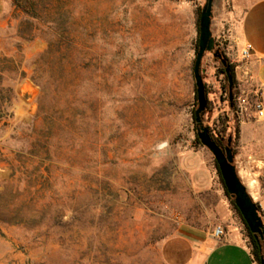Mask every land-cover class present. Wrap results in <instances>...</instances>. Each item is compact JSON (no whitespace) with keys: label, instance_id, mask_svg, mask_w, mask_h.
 I'll use <instances>...</instances> for the list:
<instances>
[{"label":"rangeland","instance_id":"1","mask_svg":"<svg viewBox=\"0 0 264 264\" xmlns=\"http://www.w3.org/2000/svg\"><path fill=\"white\" fill-rule=\"evenodd\" d=\"M206 1L8 0L0 264H162L163 243L179 234L237 240L253 253L216 160L197 140ZM242 12L237 0H214L202 121L215 140L232 138L239 177L259 193L264 119L252 105L262 97L241 78L249 59L233 34ZM217 52L234 69L231 88Z\"/></svg>","mask_w":264,"mask_h":264},{"label":"crops","instance_id":"2","mask_svg":"<svg viewBox=\"0 0 264 264\" xmlns=\"http://www.w3.org/2000/svg\"><path fill=\"white\" fill-rule=\"evenodd\" d=\"M243 12L234 28V43L238 52L250 46V58L242 69L241 78L255 89L264 100V0H237ZM8 0H0V22ZM253 201L260 202L264 214V187L252 193ZM162 264H258L250 248L237 240L216 242L211 235L179 234L166 240L161 248Z\"/></svg>","mask_w":264,"mask_h":264},{"label":"water","instance_id":"3","mask_svg":"<svg viewBox=\"0 0 264 264\" xmlns=\"http://www.w3.org/2000/svg\"><path fill=\"white\" fill-rule=\"evenodd\" d=\"M213 3L214 0H207L201 12L199 24V50L194 65V76L198 100V109L195 112L197 136L201 144L213 154L218 164L225 187L227 188L228 193L233 197L235 204L249 230L256 237L260 236L261 240L264 242V221L260 215L257 204L252 200L247 187L243 184L234 165V154L233 148L231 147L232 138L228 140V146L225 152H223L212 140L209 129L204 126L202 121V117L207 106L206 88L201 71L202 61L207 52H213L215 49V39L211 30ZM214 57L219 58L225 67V72L231 88L232 77L230 75V69L227 67V62L223 59L219 52L214 54ZM261 264H264V260H262Z\"/></svg>","mask_w":264,"mask_h":264},{"label":"trees","instance_id":"4","mask_svg":"<svg viewBox=\"0 0 264 264\" xmlns=\"http://www.w3.org/2000/svg\"><path fill=\"white\" fill-rule=\"evenodd\" d=\"M198 50H199V49H198ZM198 50H197V52H198ZM227 67L230 69V75H231V77H232V81L234 82V81H235L234 69H233V67L229 66L228 64H227ZM225 74H226V72H225ZM226 76H227V74H226ZM227 78H228V77H227ZM206 96H207V94H206ZM194 120H195V123H196L195 115H194ZM209 133H210V132H209ZM210 136H211V134H210ZM211 138H212V140L216 143V145H217L221 150H222V149H225V148L228 146V142H227V145H225L221 139H220V140H219V139H218V140H215L212 136H211ZM197 140L200 142L198 136H197ZM234 156H235V154H234ZM216 168H217V170H218V173H219L220 178H221V180H222V183H223V185H224V189H225V192H226L227 196L230 198V200L232 201V203L234 204V206L236 207V209L239 211V209L237 208V206H236V204H235V201H234L233 197L228 193L227 188L225 187V184H224V182H223V179H222V176H221V173H220V170H219V167H218L217 162H216ZM257 206H258V209H259V211H260V207H259V205H257ZM239 213H240V211H239ZM240 215H241V213H240ZM241 216H242V215H241ZM242 218H243V217H242ZM243 220H244V219H243ZM244 222H245V220H244ZM245 224H246V222H245ZM246 226H247V224H246ZM247 229H248V231H249V236H250V239H251V241H252V244H253V246H254V251H253L254 258H255V260H256V262H257L258 264H261V262H262V260H263V257H264V242H263V241H259V240H257L256 237H255V235L252 234L251 231L249 230L248 226H247Z\"/></svg>","mask_w":264,"mask_h":264},{"label":"built area","instance_id":"5","mask_svg":"<svg viewBox=\"0 0 264 264\" xmlns=\"http://www.w3.org/2000/svg\"><path fill=\"white\" fill-rule=\"evenodd\" d=\"M250 50H251V47L248 46L246 47L244 50H243V57L246 58V59H249L250 58ZM242 99L239 98L238 99V109H239V114H243V109H244V106H243V103L245 101H241ZM252 111L255 115V117L258 119V120H262L264 119V100L263 99H257L253 105H252ZM224 230L219 228L215 231V234L214 236L217 238V239H221V237L224 236Z\"/></svg>","mask_w":264,"mask_h":264},{"label":"flooded vegetation","instance_id":"6","mask_svg":"<svg viewBox=\"0 0 264 264\" xmlns=\"http://www.w3.org/2000/svg\"><path fill=\"white\" fill-rule=\"evenodd\" d=\"M217 59H219V58H217ZM219 60H220V59H219ZM231 147H232V146H231ZM226 148H227V147H226ZM226 148H225V149H222V151L225 152ZM233 154H234V151H233ZM255 237H256V236H255ZM256 239L259 240V241H262L261 238H260V236H257Z\"/></svg>","mask_w":264,"mask_h":264}]
</instances>
